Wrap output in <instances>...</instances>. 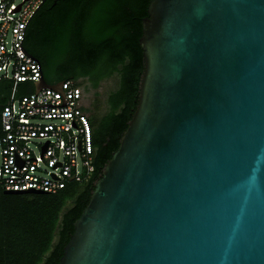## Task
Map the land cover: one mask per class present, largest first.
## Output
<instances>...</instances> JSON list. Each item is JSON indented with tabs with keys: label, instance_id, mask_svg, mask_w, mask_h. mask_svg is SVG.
I'll list each match as a JSON object with an SVG mask.
<instances>
[{
	"label": "water",
	"instance_id": "water-1",
	"mask_svg": "<svg viewBox=\"0 0 264 264\" xmlns=\"http://www.w3.org/2000/svg\"><path fill=\"white\" fill-rule=\"evenodd\" d=\"M140 27L135 109L57 264H264V0H149Z\"/></svg>",
	"mask_w": 264,
	"mask_h": 264
},
{
	"label": "trees",
	"instance_id": "trees-1",
	"mask_svg": "<svg viewBox=\"0 0 264 264\" xmlns=\"http://www.w3.org/2000/svg\"><path fill=\"white\" fill-rule=\"evenodd\" d=\"M148 1L44 0L29 18L22 46L38 61L47 83L71 79L85 93L113 78L115 87L106 93L101 113L95 102L84 109L93 121L90 180L55 194H4L0 187V264H57L73 221L135 109L143 71L140 21ZM10 86L0 78V109ZM16 88L17 95L33 90L25 82Z\"/></svg>",
	"mask_w": 264,
	"mask_h": 264
},
{
	"label": "built area",
	"instance_id": "built-area-1",
	"mask_svg": "<svg viewBox=\"0 0 264 264\" xmlns=\"http://www.w3.org/2000/svg\"><path fill=\"white\" fill-rule=\"evenodd\" d=\"M39 1L0 0V78L11 83L0 109V187L55 194L70 183L91 179L93 146L84 110L87 104L81 85L74 80L61 81L63 106L30 107L34 102L60 104L59 93L49 88L16 94L17 83L33 87L32 81L41 76L38 61L22 46L25 26ZM18 42L37 61L39 73L36 62L20 51Z\"/></svg>",
	"mask_w": 264,
	"mask_h": 264
},
{
	"label": "rangeland",
	"instance_id": "rangeland-1",
	"mask_svg": "<svg viewBox=\"0 0 264 264\" xmlns=\"http://www.w3.org/2000/svg\"><path fill=\"white\" fill-rule=\"evenodd\" d=\"M18 0H16L17 2ZM115 87V81L113 78H108L101 81L98 87L95 90H89L88 92H83V98L87 105H90L93 102L99 112L101 113L104 109L103 100L106 93L112 90ZM89 120V119H88ZM90 124L93 122L92 119L89 120Z\"/></svg>",
	"mask_w": 264,
	"mask_h": 264
},
{
	"label": "flooded vegetation",
	"instance_id": "flooded-vegetation-1",
	"mask_svg": "<svg viewBox=\"0 0 264 264\" xmlns=\"http://www.w3.org/2000/svg\"><path fill=\"white\" fill-rule=\"evenodd\" d=\"M54 4H55V2L53 1L52 5H54ZM78 79H82V78L79 77Z\"/></svg>",
	"mask_w": 264,
	"mask_h": 264
}]
</instances>
